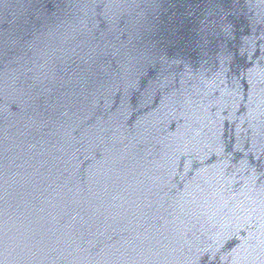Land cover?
<instances>
[{
  "label": "water",
  "instance_id": "1",
  "mask_svg": "<svg viewBox=\"0 0 264 264\" xmlns=\"http://www.w3.org/2000/svg\"><path fill=\"white\" fill-rule=\"evenodd\" d=\"M0 264H264V0H0Z\"/></svg>",
  "mask_w": 264,
  "mask_h": 264
}]
</instances>
